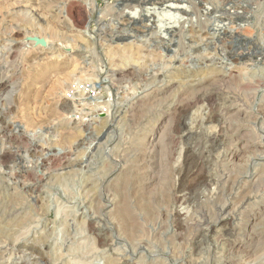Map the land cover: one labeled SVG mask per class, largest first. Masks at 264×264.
I'll return each mask as SVG.
<instances>
[{"label": "rangeland", "instance_id": "rangeland-1", "mask_svg": "<svg viewBox=\"0 0 264 264\" xmlns=\"http://www.w3.org/2000/svg\"><path fill=\"white\" fill-rule=\"evenodd\" d=\"M142 1L0 0V264H264V0Z\"/></svg>", "mask_w": 264, "mask_h": 264}, {"label": "bare ground", "instance_id": "bare-ground-1", "mask_svg": "<svg viewBox=\"0 0 264 264\" xmlns=\"http://www.w3.org/2000/svg\"><path fill=\"white\" fill-rule=\"evenodd\" d=\"M131 1L132 0H130V4H131ZM134 1H136V0H134ZM139 1V0H138ZM142 1V0H141ZM145 0H143L142 2H144ZM176 1V0H175ZM178 1V0H177ZM182 1V0H181ZM128 2V1H127ZM126 2V3H127ZM146 2H147V0H146ZM146 2H144L145 4H146ZM149 2V1H148ZM150 2H155V0H152V1H150ZM246 2V1H245ZM129 3V2H128ZM248 3V2H247ZM133 4V3H132ZM137 4H139V3H137ZM28 5V4H27ZM134 5V4H133ZM135 9L137 8V6H135L134 7ZM137 10V9H136ZM37 14V13H36ZM161 14V13H160ZM163 14V13H162ZM161 14V15H162ZM160 15V16H161ZM166 16V15H165ZM168 16H170V15H168L167 14V16L166 17H164L165 19H162L163 21L165 20L166 21V19H169L168 18ZM160 18V17H159ZM170 18H172V16L170 17ZM43 19V18H42ZM166 22H168V21H166ZM165 23V22H164ZM167 24V23H166ZM239 40H241V38H239V39H237L236 41L238 42ZM48 43V42H47ZM46 47V46H45ZM9 51V50H8ZM14 54V53H13ZM230 77V76H229ZM219 79V78H218ZM213 83V82H212ZM196 84H198V83H196ZM196 84H194V85H196ZM214 85V84H213ZM190 86V85H189ZM199 86V85H198ZM194 87V86H193ZM205 87V86H204ZM196 88V87H195ZM214 88V87H213ZM213 90H215V89H213ZM206 91L204 88H200V89H198L193 95L195 96V97H192L191 98V96H190V98H191V100L190 99H188L186 102H184V103H181V104H179V105H177V107H176V109L178 110V113H180V112H182L183 110L185 111L187 108H189L188 106H191L190 104H191V102H192V100H194V99H196V100H198L199 101V99L201 100V98H203L204 96L207 98L206 100L208 101H211V103H212V101H215V97H216V92L215 91ZM82 97V96H81ZM160 98H162V97H160ZM186 98V97H185ZM194 98V99H193ZM83 99V98H82ZM81 99V100H82ZM204 99V98H203ZM202 99V100H203ZM197 101V102H198ZM74 103V102H73ZM215 103V102H214ZM213 103V104H214ZM144 104V103H143ZM177 104V103H176ZM212 105V104H211ZM78 107V106H77ZM146 110V109H145ZM225 112V111H224ZM183 113V112H182ZM214 113V112H213ZM217 114V113H216ZM262 114V113H261ZM230 115V114H229ZM264 115V114H263ZM144 116V115H143ZM210 116H212V115H210ZM221 117H222V115H220ZM132 117V116H131ZM225 118V117H224ZM224 118H222V119H220V125H222L221 126V130L220 131H224L225 130V128L228 126V122H227V118L226 119H224ZM246 118V117H245ZM263 118V117H262ZM218 119V118H217ZM178 120V119H177ZM214 120V119H213ZM142 121V120H141ZM231 122V121H230ZM232 122H234V121H232ZM232 125H233V123H232ZM232 125L231 124H229V127L231 128V130H232ZM20 126V125H19ZM21 127V126H20ZM22 128V127H21ZM236 128V127H235ZM227 129H228V127H227ZM239 129V128H238ZM18 130V129H17ZM183 130V122H182V120L179 118V120H178V122H177V131L178 132H180V131H182ZM229 130V129H228ZM186 131H187V129H186ZM230 131V130H229ZM238 131V130H237ZM230 132H232V131H230ZM234 132V131H233ZM236 132V131H235ZM14 134H15V132H13ZM16 133H17V131H16ZM22 133V132H21ZM224 133H225V131H224ZM227 133V132H226ZM13 134V135H14ZM20 134V133H19ZM18 134V135H19ZM23 134V133H22ZM177 134V133H176ZM16 135V134H15ZM17 135V136H18ZM222 135H223V132L222 133H219V134H217L216 133V135H213V136H210L209 135V137H208V141H207V143H209V145H207V143H205L206 145H207V147H206V145L203 143V140H202V138L200 137V136H195L194 137V139H193V143H194V145H190V146H188L187 147V149H186V153H185V156H184V164H183V166H182V175H181V181H180V186L181 187H187V189H188V191H192L194 188L196 189L199 185H201V184H204L205 182H207L209 179H210V176L207 174V173H204V175H202V176H199V175H201V173L199 174L198 172L196 173V172H193V170H192V166L194 165V160H197V162H198V164L200 165V166H202L203 168H204V165H205V167H206V162L204 163V162H202V161H200V160H203L204 161V157H205V150H207V151H209L210 149H212L213 147H215L214 145H216V143L218 142V139H219V137L221 136L222 137ZM225 135V134H224ZM231 136H232V134H230ZM21 136V135H20ZM177 136H178V134H177ZM180 136V135H179ZM191 136H192V134H191ZM228 136V135H227ZM230 136V137H231ZM205 137V136H204ZM203 137V138H204ZM224 137H226V136H224ZM229 137V138H230ZM6 138V137H5ZM18 138V137H17ZM96 138V137H95ZM223 138V137H222ZM19 139V138H18ZM17 139V140H18ZM163 139V138H162ZM207 139V138H206ZM16 140V141H17ZM223 140V139H222ZM231 140V139H230ZM180 141H182V140H180ZM192 141V140H191ZM164 142V141H163ZM162 142V143H163ZM221 142V141H220ZM223 142V141H222ZM221 142V143H222ZM226 142V141H225ZM191 143V142H190ZM33 144V143H32ZM31 144V145H32ZM189 145V144H188ZM222 145V144H221ZM219 146V145H218ZM247 146V145H246ZM34 147H36V146H34ZM220 147V146H219ZM224 147H225V145H224ZM37 149L39 148V147H36ZM44 148V147H43ZM43 148H42V150H43ZM50 148V147H49ZM49 148H46V149H48V156L44 159V162H46L45 164H47L48 162H51V163H55V161L57 160V158H58V152L56 153H53V152H51L52 150L51 149H49ZM52 148V147H51ZM141 148V147H140ZM218 147L216 146V149H217ZM31 149V148H30ZM35 149V148H34ZM40 149V148H39ZM45 149V150H46ZM227 149V148H226ZM32 150H33V148H32ZM45 150L43 151L45 154H46V152H45ZM214 150V149H213ZM212 150V151H213ZM228 150V149H227ZM35 152H36V150H34ZM130 151V150H129ZM141 151V150H140ZM216 151V150H215ZM34 152V153H35ZM40 152H41V150H40ZM43 152H42V154H43ZM142 152V151H141ZM133 153V152H132ZM134 153H136V152H134ZM133 153V154H134ZM148 153V152H147ZM60 154V153H59ZM130 155H131V152L129 153ZM132 154V155H133ZM137 154V156L139 155L138 153H136ZM143 154V153H142ZM145 154V153H144ZM44 155V154H43ZM1 156V155H0ZM60 156H62V155H60ZM144 156H146V155H144ZM17 157V156H16ZM64 157V156H63ZM63 157H61V158H63ZM132 157V156H131ZM59 159V161H60V157L58 158ZM64 159H66V158H64ZM126 159V158H125ZM142 159V158H141ZM140 159V160H141ZM77 160V159H76ZM147 160V159H146ZM206 160V159H205ZM235 160V159H234ZM53 161V162H52ZM74 161V160H73ZM78 161H80V160H78ZM206 161H208V160H206ZM142 162V161H141ZM147 162V161H146ZM67 163V162H66ZM73 163V162H72ZM77 163V162H76ZM210 163V162H209ZM48 164H50V163H48ZM71 164V163H70ZM143 163H141V165H142ZM44 165V164H43ZM42 165V166H43ZM138 165V164H137ZM207 165H208V163H207ZM41 166V165H40ZM39 166V167H40ZM49 165H47V167H48ZM70 166V165H69ZM146 166V165H145ZM148 166V165H147ZM209 166V165H208ZM207 166V167H208ZM43 167H45V165L43 166ZM136 167H138V166H136ZM143 167V166H142ZM142 167H140V168H142ZM139 168V169H140ZM211 168V167H210ZM137 169V168H136ZM158 169V168H157ZM197 169V168H196ZM201 169V168H200ZM46 170V169H45ZM138 170V169H137ZM136 170V171H137ZM28 171V170H27ZM127 171V170H126ZM150 171H152V169L150 170ZM204 172H205V170H203ZM210 171H212V170H210ZM32 172H33V170H32ZM181 172V171H180ZM209 172V171H208ZM25 173V172H24ZM29 173V172H28ZM140 173V172H139ZM145 173V172H144ZM144 173H142V174H144ZM203 173V172H202ZM26 174V173H25ZM142 174H141V176H142ZM145 174H147V173H145ZM158 174V173H157ZM161 174V173H160ZM199 174V175H198ZM28 175H30V173L28 174ZM156 175V174H155ZM212 175V174H211ZM25 176V175H24ZM138 176H139V174H138ZM140 176V177H141ZM145 176V175H144ZM143 176V177H144ZM152 176H153V174H152ZM225 176V175H224ZM139 177V178H140ZM146 177H148L147 175H146ZM151 177V176H150ZM142 178V177H141ZM140 178V179H141ZM152 178V177H151ZM160 178V177H159ZM259 178V177H258ZM145 179H147V178H145ZM144 179V180H145ZM143 180V181H144ZM148 180V179H147ZM146 180V181H147ZM213 180V179H212ZM253 180V179H252ZM178 181V182H179ZM210 181V180H209ZM208 181V182H209ZM218 181V180H217ZM226 181V184L228 183L229 184V182H230V179H226L225 180ZM232 181V180H231ZM211 182V181H210ZM233 182V181H232ZM237 182V181H236ZM236 182H234V185L236 184ZM215 183V182H214ZM221 183H223V182H221ZM231 183V182H230ZM206 184V183H205ZM204 184V185H205ZM232 184V183H231ZM240 184V183H239ZM143 185V184H142ZM148 185V184H147ZM204 185H201V186H204ZM210 185V184H209ZM218 185V184H217ZM223 185V184H222ZM233 185V184H232ZM232 185H230V186H232ZM145 188V187H144ZM200 188V187H199ZM198 188V189H199ZM224 188V187H223ZM227 188V187H226ZM231 188H233L234 189V187H231ZM238 188V187H237ZM198 189H197V191H198ZM202 189V188H201ZM204 189V188H203ZM222 189V188H221ZM233 189H231V190H233ZM200 190V189H199ZM207 190V189H206ZM224 190H226V189H224ZM176 191H178L177 190V188H176ZM222 192V191H221ZM203 194V193H202ZM221 194V193H220ZM224 194V193H223ZM176 196V195H175ZM181 198V197H180ZM189 198V197H188ZM178 199H179V197H178ZM191 199V198H190ZM174 200H176V199H174ZM244 200H246L245 198H244ZM177 201V200H176ZM181 202V201H180ZM243 202V201H242ZM241 202V203H242ZM245 202V201H244ZM203 203V202H202ZM244 203H242V205H243ZM203 205H204V203H203ZM241 205V204H240ZM222 206V205H221ZM214 207V206H213ZM222 208V207H221ZM224 208H225V206H224ZM198 209H200V208H198ZM236 209H238V207H236ZM232 210V209H231ZM233 210H234V208H233ZM236 212H237V210H235ZM230 212V211H229ZM227 210H224L223 209V211H222V215H221V217H220V222H223V221H226L227 219H228V216H229V213ZM171 213V212H170ZM174 214V213H173ZM220 214H221V212H220ZM236 214V213H235ZM233 215V214H232ZM176 216V215H175ZM175 216H174V219H175ZM218 217L219 216H217V218H216V220L218 219ZM197 218V217H196ZM209 218V217H208ZM181 219V218H180ZM190 219V218H189ZM210 219V218H209ZM182 220V219H181ZM199 220V219H198ZM175 221H176V219H175ZM177 221H178V219H177ZM185 222H186V220H184ZM193 221V220H192ZM195 221V220H194ZM202 221V219L200 220V222ZM207 221H208V219H207ZM210 221V220H209ZM173 222V221H172ZM181 222V221H180ZM215 222V221H214ZM217 222H218V220H217ZM204 223V222H203ZM211 223V222H210ZM213 223V222H212ZM225 223V222H224ZM174 224H177V223H174ZM180 224V223H179ZM183 224V223H182ZM202 224V223H201ZM209 224V223H208ZM93 225V224H92ZM200 225V224H199ZM223 225V224H222ZM95 226V225H94ZM211 227H213L214 225H210ZM209 226V228H211ZM225 226V225H224ZM198 227V226H197ZM221 227V226H220ZM94 228V227H93ZM180 228H182V227H180ZM199 228V227H198ZM206 228V227H205ZM201 229V228H200ZM199 229V230H200ZM95 230V229H94ZM205 230V229H204ZM208 230V229H207ZM254 230V229H253ZM236 231V230H235ZM101 232V231H100ZM198 231L196 230V232H195V235H196V233H197ZM201 232H202V229H201ZM207 232H210V231H207ZM17 233V232H16ZM103 234V233H102ZM203 234H204V232H203ZM208 234V233H207ZM206 234V235H207ZM230 234V233H229ZM209 235V234H208ZM101 236V235H100ZM198 236H199V234H198ZM252 236H254V235H252ZM103 237V236H102ZM107 237V236H106ZM194 237H196V236H194ZM201 237V236H200ZM203 237V236H202ZM256 237V236H255ZM220 238V237H219ZM197 239V238H196ZM101 240H102V242H104L105 241V239H103V238H101ZM100 240V241H101ZM259 241V240H258ZM108 242V241H107ZM252 242V241H251ZM32 243V242H31ZM105 243V242H104ZM108 244V243H107ZM12 245V244H11ZM242 245V244H241ZM244 245V244H243ZM261 245V244H260ZM15 246V245H14ZM240 247V246H239ZM241 249L240 250H242V247H240ZM250 248V247H249ZM252 248V247H251ZM37 249V248H36ZM238 249V248H237ZM255 249V248H254ZM230 250V249H229ZM248 250H250V249H248ZM247 250V251H248ZM251 253V252H250ZM233 254V253H232ZM123 259V258H122ZM251 259V258H250ZM255 259V258H254ZM252 260V259H251ZM256 263V262H255Z\"/></svg>", "mask_w": 264, "mask_h": 264}, {"label": "water", "instance_id": "water-1", "mask_svg": "<svg viewBox=\"0 0 264 264\" xmlns=\"http://www.w3.org/2000/svg\"><path fill=\"white\" fill-rule=\"evenodd\" d=\"M40 43H42V44H46V41L44 40V39H40V40H38Z\"/></svg>", "mask_w": 264, "mask_h": 264}]
</instances>
